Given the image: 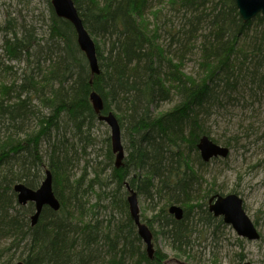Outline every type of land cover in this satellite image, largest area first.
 Segmentation results:
<instances>
[{"label":"trees","instance_id":"16d2710c","mask_svg":"<svg viewBox=\"0 0 264 264\" xmlns=\"http://www.w3.org/2000/svg\"><path fill=\"white\" fill-rule=\"evenodd\" d=\"M73 1L96 44L99 75H92L75 28L56 16L51 0L42 33L11 17L0 29V264H166L161 251L149 260L135 232L127 180L157 214L143 221L159 229L176 258L192 259L191 227L199 220L190 222L188 211L197 204L215 222L200 202L225 193L203 189L194 174L207 167L197 144L207 135L230 147L237 138H213V122L230 117V105L243 103L246 111L264 98V17L244 23L234 0ZM191 62L196 71L187 74ZM92 92L103 100L102 115H116L128 144L126 165L117 170L108 138V180L96 173L90 181L87 169L78 178L81 158L67 139L70 131L79 143L94 142L101 121ZM46 168L61 208H45L33 227L35 207L21 206L14 187L37 189ZM173 205L186 207L183 221L169 215ZM110 208L125 219L105 224L99 217ZM100 240L110 246L104 258Z\"/></svg>","mask_w":264,"mask_h":264},{"label":"rangeland","instance_id":"374dc122","mask_svg":"<svg viewBox=\"0 0 264 264\" xmlns=\"http://www.w3.org/2000/svg\"><path fill=\"white\" fill-rule=\"evenodd\" d=\"M9 17L14 18L17 25L22 22L34 24L42 33L46 28L44 22L49 17L47 0H0V29ZM2 37L3 33L0 31V40ZM186 71L188 74H193L196 71V65L193 62L189 63L186 65ZM258 106L260 104L257 103L249 111L237 108L236 112L240 117L238 119L241 121L232 122L230 117H226V121L214 126L213 138L221 139L224 142L233 136V138H237V141H231L229 147L231 153L227 160H220L207 167L206 179L210 183H217L226 194L236 192L243 198L244 208L263 236L262 240L242 243L230 227L220 228L217 236H214L213 242H211L212 235L204 238V235L200 236L196 232L194 260L187 261V259H177L169 249L167 242L160 237L156 240L155 245L169 255L170 263L233 264L232 260L242 254L246 256V261H250L252 264H264V109L258 113ZM168 107L170 106L165 109ZM221 117L219 115L220 120ZM110 136L109 127L105 123L98 122L93 131L94 142L86 145L88 153L81 156L83 163L76 172L78 178L85 169H87L90 181L95 179L96 173L103 176L104 179L110 175V172L102 175V169L107 162L109 163L106 157L108 154L107 138ZM257 139L259 140L258 145L254 146L252 142ZM123 144L125 147L128 146L126 139L123 140ZM128 155L129 152L126 150V156ZM89 198L91 205L97 203L96 194H90ZM138 201L143 214L146 203L141 197H138ZM115 212L112 211V208L103 211L99 219H104L105 224L112 218L118 220L120 215ZM94 213L96 214V212ZM144 216L149 218L150 214H144Z\"/></svg>","mask_w":264,"mask_h":264},{"label":"water","instance_id":"95a60500","mask_svg":"<svg viewBox=\"0 0 264 264\" xmlns=\"http://www.w3.org/2000/svg\"><path fill=\"white\" fill-rule=\"evenodd\" d=\"M236 6L240 12L241 18L245 23L253 21L257 16H264V0H234ZM52 7L57 17L70 22L75 28L77 34V43L80 50L84 53L92 75H99L100 68L97 58L96 44L88 31L85 29L82 18L75 6L73 0H51ZM90 100L95 113L99 115V120L104 122L110 129L112 150L116 154V167L123 166L124 160V147L122 142V130L115 115L108 114L102 115L104 110V103L101 96L92 92ZM198 149L201 152V156L205 162L215 157L226 158L229 155V149L221 147L215 144L208 137L201 139ZM18 203L22 206H26L28 203L35 205V215L32 217V226H35L42 214L45 207H49L55 211L60 210L61 205L56 198L52 188V176L50 172H47L46 180L43 182L38 190H31L24 185H17L15 187ZM129 202L132 208V216L139 228V234L147 243L151 257L153 256L152 245V233L148 226L141 222V216L139 212V201L137 193L130 189ZM211 202V210L217 216H224L226 223L231 224L237 234L241 237H246L251 240L258 239L259 234L252 220L248 218L244 209L242 199L236 195H228L226 197L217 196L213 197ZM171 212L181 219L183 211L180 206H173ZM15 264H24L23 262H17ZM184 264V263H182Z\"/></svg>","mask_w":264,"mask_h":264},{"label":"bare ground","instance_id":"6f19581e","mask_svg":"<svg viewBox=\"0 0 264 264\" xmlns=\"http://www.w3.org/2000/svg\"><path fill=\"white\" fill-rule=\"evenodd\" d=\"M235 2V1H234ZM235 5H236V3H235ZM237 7V6H236ZM238 9V8H237ZM238 13H239V16H240V18H241V15H240V12H239V10H238ZM259 16H262V15H259ZM258 17V16H257ZM256 17V18H257ZM262 17H264V16H262ZM255 18V19H256ZM254 19V20H255ZM241 20H242V18H241ZM243 21V20H242ZM244 22V21H243ZM245 23V22H244ZM88 62V61H87ZM185 73H187V71L185 72ZM188 74V73H187ZM257 104V103H256ZM256 104H254V105H250V109H252ZM258 104H260V106H258L257 107V112L259 113V112H261L263 109H264V98H262V100H261V102H259ZM230 107H232V108H235L234 109V111L232 110V111H229L228 113L230 114V118L229 119H232V122H234V121H241L240 119H238V118H240L239 117V115H238V113L236 112V109L237 108H242L244 111H245V109L243 108V103H241L240 105L239 104H237V105H234V106H229V108ZM246 109H248V107L246 108ZM246 111H249V110H246ZM111 113V112H110ZM110 113H108V114H110ZM102 114V113H101ZM108 114H106V115H108ZM111 114H113V115H115L114 113H111ZM115 117H116V115H115ZM117 118V117H116ZM118 120V119H117ZM224 120H225V117L223 116V117H221V120L218 118V122H213V127L214 126H217L218 125V123H220V122H224ZM100 121V120H99ZM226 121V120H225ZM102 122V121H101ZM119 122V121H118ZM104 123V122H103ZM119 125H120V123H119ZM111 133V132H110ZM70 134H72V132H68V140H70V143H74L75 144V149H78V151H79V158H81V156L83 157L84 155H86L87 153H88V151H87V146H86V144H83V143H79L78 142V140H76V138L75 137H73V135H70ZM232 134H235V133H232ZM263 136H264V134H263ZM204 137H208L210 140H212L215 144H217V145H219V146H221V147H225V148H228L229 149V155L226 157V158H224V157H215V158H212V159H210L208 162H205L204 160H203V158H202V156H201V152H200V150L198 149V145H199V143H200V141H201V139L202 138H204ZM230 138L232 139L233 138V136H230ZM229 138V139H230ZM108 139V138H107ZM110 146H111V151H112V153H113V155H114V167L117 169V170H120V169H122V168H124V166L126 165V161H127V158H128V156H126V147L124 146V144H123V147H124V160H123V166L122 167H120V168H117L116 167V154H114V152H113V150H112V141H111V136H110ZM258 139L257 140H254L253 142H252V144L254 145V146H257L258 145ZM122 142H123V136H122ZM197 150H198V153H199V156H200V159H201V161L203 162V163H205L206 165H207V167L208 166H210V165H212V164H214V163H217V162H219L220 160H223V161H225V160H227L229 157H230V153H231V150H230V148L229 147H227V146H224V145H221V144H218V143H216L211 137H209V136H207V135H204V136H202L201 138H200V140H199V142H198V144H197ZM108 153V152H107ZM81 154V155H80ZM106 159H107V161H108V158L106 157ZM83 160V159H82ZM83 162L81 161L78 165H77V169L75 170V175H77V170L79 169V168H81V164H82ZM207 167H202L201 168V170L197 167H195L194 168V170H193V172H194V174H196V175H198V176H200L199 178H202L203 179V183H202V185H204V187H203V189H207V191H221V187H219L218 185H217V183H215V182H212V183H210L209 181H207V179H206V174H207ZM105 169H107L106 170V174H108L109 172V174H111V169L112 168H109V163L107 162L106 163V165H105V167H104ZM47 172H50V174H51V176H52V188H53V192H54V194H55V196H56V198L58 199V197H57V195H56V193H55V189H54V177H53V174H52V172H51V170L50 169H48V168H46L45 169V172H44V178H43V180H42V182H41V184H40V186L37 188V189H32V188H30V187H28L27 185H25V184H23V183H17L16 185H15V187L17 186V185H24L25 187H27V188H29V189H31V190H38L40 187H41V185L43 184V182L46 180V177H47ZM138 176L139 175H137V174H135V173H133V175H132V178L133 177H137L138 178ZM107 178L109 177V175L108 176H106ZM106 178V180H108ZM105 180V179H104ZM153 180L154 181H157L155 178H153ZM194 180H192V179H189V180H187V181H185V183H188V184H190V183H192ZM109 184H110V181H109ZM108 184V185H109ZM15 187H14V189H15ZM99 188H100V186H96L94 189H93V191L91 192V194H96L95 192H98L99 191ZM84 190V189H83ZM106 192H108L109 190L108 189H106L105 190ZM135 191V190H134ZM14 192H15V190H14ZM125 192H126V196H127V203H128V213H129V216H130V218L133 220V222H134V225H135V232L137 233V235H138V237L140 238V240L142 241V247H143V249L146 251V254H147V256H148V258H149V260H151V261H154L155 259H156V257H157V253H158V251H161V252H163L158 246H156L155 245V242H156V240L158 239V238H163L165 241H166V239L162 236V235H160L159 234V229L156 227V226H154L153 227V229L148 225V223L147 222H145V221H143V218H142V215H146V214H150V216H149V218H152L153 216H155V215H157L156 214V212H153L152 210L153 209H151L150 211L149 210H147L149 207H151L150 205L151 204H147L146 203V206H145V209L147 210V212L145 213V209H144V213L142 214V211H141V209H140V206H139V204H138V207H139V212H140V216H141V222L142 223H144V224H146L147 226H148V228H149V230H150V232L152 233V236H153V239H152V245H153V256L151 257V255H150V252H149V248H148V245H147V243L144 241V239L141 237V235L139 234V228H138V226H137V224H136V222H135V219L133 218V216H132V208H131V204H130V202H129V198H130V184H129V182H128V180L125 182ZM136 192V191H135ZM16 193V192H15ZM137 193V192H136ZM197 194H198V192H197ZM232 194H236V195H238L236 192H231V193H229V194H226V193H223V194H215V195H212L208 200H204V198L202 199L203 201H201L200 202V206H202V205H204L205 207H203V211H207L208 213H209V215L212 217V219L215 221V222H212L210 219H209V221L207 220H205L204 219V217H206L205 215V213L204 212H202V211H200V210H196V206H197V204H195V207H192V209L193 210H189L188 212V215H189V218H190V222H191V220H193L194 218H197L198 217V222L194 225V227H191V231H193V234H192V241H190V246H191V250H190V255H191V257H192V259H187V257H183V258H181V259H179V260H183V259H187V261H193L194 260V250H195V242H196V240L194 239V237H195V233L197 232V233H199L200 234V236L201 235H204V238H207L208 236H211L212 235V240H211V242H213L214 240H215V237L214 236H217V234H218V232L220 231V228H225V229H227V227H230V228H232L233 230H234V232L237 234V232L235 231V229L233 228V226L231 225V224H228V223H226L225 222V220H224V216H217L212 210H211V206H212V202H211V200H212V198L213 197H217V196H222V197H226V196H228V195H232ZM17 195V194H16ZM137 195H138V193H137ZM97 196V195H96ZM241 199H242V201H243V209H244V211H245V213H246V215L248 216V218H250L251 219V217L248 215V213H247V211L245 210V208H244V200H243V198L240 196V195H238ZM138 197H139V195H138ZM59 200V199H58ZM60 202V201H59ZM28 204H30V203H28ZM33 204V203H32ZM107 204V203H106ZM34 205V204H33ZM60 205H61V203H60ZM22 206V205H21ZM173 206H175V205H173ZM173 206H171V207H169L168 208V213H169V215L170 216H172L173 218H174V220H176L177 222H181V221H183L184 220V218H185V212H186V210H185V208L186 207H182V206H180V205H177V206H180L181 207V209H182V211H183V216H182V218L181 219H179V218H177V216L175 215V214H173L172 212H171V208L173 207ZM34 207H35V205H34ZM146 207H148V208H146ZM161 207H162V205H161ZM45 208H49V207H45ZM44 208V209H45ZM195 208V209H194ZM44 209H43V211H44ZM49 209H51V208H49ZM150 209V208H149ZM52 211H54V212H58V211H60V210H58V211H55V210H53V209H51ZM43 211H42V213H43ZM112 211H116L119 215H120V218H118V220H115L114 218H112L111 220H109V221H107V223H109V222H113V223H117V222H120V221H122L123 219H125V212H124V214H123V212L120 210H117V209H115V210H113L112 209ZM35 212H36V209H35V211H34V214L31 216V225H32V217L35 215ZM115 212V213H116ZM113 213V212H112ZM203 219H202V218ZM252 220V219H251ZM253 222V221H252ZM253 224L255 225V227H256V229H257V232H258V234H259V238L258 239H253V240H251V239H249V238H246V237H241V236H239L238 234H237V237L239 238V241L240 242H242V243H244V242H250V243H253V242H258V241H260V240H262V238H263V236L261 235V233H260V231H259V229L257 228V226H256V224L253 222ZM37 225V224H36ZM35 225V226H36ZM34 227V226H33ZM116 227L113 229V227H112V231H111V233L113 234V235H115V233H116ZM106 240H100V242L97 244V248H98V255L99 256H101L102 258H104V257H106V256H108V253L110 252V246L105 242ZM167 242V241H166ZM201 242V241H200ZM167 244H168V242H167ZM168 247H169V244H168ZM170 249V248H169ZM172 252V251H171ZM163 254H166V253H164L163 252ZM167 255V254H166ZM174 255H175V253H174ZM168 256V259H167V261L165 262L166 264H172V263H170L169 262V259H170V257H169V255H167ZM175 257H176V255H175ZM178 259V258H177ZM232 263L233 264H252L250 261H246V256L245 255H239V256H237L236 258H234L233 260H232ZM182 264V263H181ZM184 264H189V262H184ZM214 264V263H213ZM216 264V263H215Z\"/></svg>","mask_w":264,"mask_h":264}]
</instances>
